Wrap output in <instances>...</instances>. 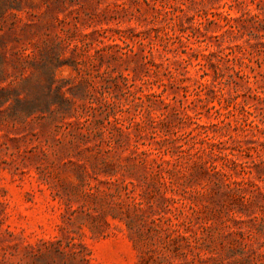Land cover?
<instances>
[{
	"label": "rangeland",
	"instance_id": "obj_1",
	"mask_svg": "<svg viewBox=\"0 0 264 264\" xmlns=\"http://www.w3.org/2000/svg\"><path fill=\"white\" fill-rule=\"evenodd\" d=\"M0 64V264H264V0H0Z\"/></svg>",
	"mask_w": 264,
	"mask_h": 264
},
{
	"label": "trees",
	"instance_id": "obj_2",
	"mask_svg": "<svg viewBox=\"0 0 264 264\" xmlns=\"http://www.w3.org/2000/svg\"><path fill=\"white\" fill-rule=\"evenodd\" d=\"M16 9H22V5L16 6ZM60 48V42H56V45L52 46V51L56 52L57 49ZM46 60L43 62L36 61L34 57H32L31 53H27L25 55L19 56L20 60L27 63L24 67H31L33 69L32 73L23 78L22 89L27 91V96L37 97V101L29 103L28 97L25 99L17 98L18 104L25 102L27 103V107L23 110L25 111L24 115L29 116L31 114L36 113L37 111L45 112L52 111L53 102L50 100L51 95H56L59 99L66 101L64 98V93L62 92V86L53 87L55 78V67L57 66L55 63L48 60L49 53L45 51ZM56 54V53H55ZM56 57H59L57 54ZM22 64V66H23ZM3 69V65L0 64V70ZM46 76L49 80L48 85H43L42 78ZM36 80L37 85H33L32 82ZM38 88L39 91L37 94H34L33 88ZM40 93V94H39ZM63 101V102H64Z\"/></svg>",
	"mask_w": 264,
	"mask_h": 264
}]
</instances>
